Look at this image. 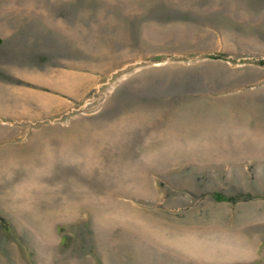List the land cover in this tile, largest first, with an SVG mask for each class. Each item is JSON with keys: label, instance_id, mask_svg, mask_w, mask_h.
I'll return each mask as SVG.
<instances>
[{"label": "rangeland", "instance_id": "obj_1", "mask_svg": "<svg viewBox=\"0 0 264 264\" xmlns=\"http://www.w3.org/2000/svg\"><path fill=\"white\" fill-rule=\"evenodd\" d=\"M0 264H264V0H0Z\"/></svg>", "mask_w": 264, "mask_h": 264}]
</instances>
